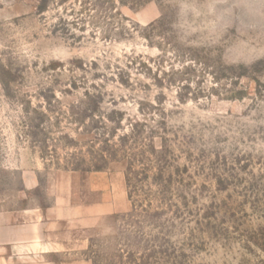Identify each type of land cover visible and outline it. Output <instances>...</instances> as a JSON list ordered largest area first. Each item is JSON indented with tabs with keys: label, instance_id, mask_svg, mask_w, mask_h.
Masks as SVG:
<instances>
[{
	"label": "rangeland",
	"instance_id": "obj_1",
	"mask_svg": "<svg viewBox=\"0 0 264 264\" xmlns=\"http://www.w3.org/2000/svg\"><path fill=\"white\" fill-rule=\"evenodd\" d=\"M97 170L94 264H264V0H0V207Z\"/></svg>",
	"mask_w": 264,
	"mask_h": 264
},
{
	"label": "crops",
	"instance_id": "obj_2",
	"mask_svg": "<svg viewBox=\"0 0 264 264\" xmlns=\"http://www.w3.org/2000/svg\"><path fill=\"white\" fill-rule=\"evenodd\" d=\"M24 182L34 190L37 171L27 170ZM45 197V203L0 207V264H94L84 253L99 220L132 207L120 171L57 173Z\"/></svg>",
	"mask_w": 264,
	"mask_h": 264
}]
</instances>
